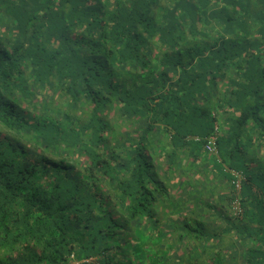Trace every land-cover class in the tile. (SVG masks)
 <instances>
[{
	"label": "trees",
	"instance_id": "obj_1",
	"mask_svg": "<svg viewBox=\"0 0 264 264\" xmlns=\"http://www.w3.org/2000/svg\"><path fill=\"white\" fill-rule=\"evenodd\" d=\"M0 264H264V0H0Z\"/></svg>",
	"mask_w": 264,
	"mask_h": 264
},
{
	"label": "crops",
	"instance_id": "obj_2",
	"mask_svg": "<svg viewBox=\"0 0 264 264\" xmlns=\"http://www.w3.org/2000/svg\"><path fill=\"white\" fill-rule=\"evenodd\" d=\"M223 192H225V190H224ZM218 195H219V194H218ZM217 204H219V207H220V208H223V207H224V205H223V203H222L221 201H218Z\"/></svg>",
	"mask_w": 264,
	"mask_h": 264
},
{
	"label": "built area",
	"instance_id": "obj_3",
	"mask_svg": "<svg viewBox=\"0 0 264 264\" xmlns=\"http://www.w3.org/2000/svg\"><path fill=\"white\" fill-rule=\"evenodd\" d=\"M208 148H209L210 150H213L212 142L209 143ZM238 186H239V185H238ZM237 209H239V207H238Z\"/></svg>",
	"mask_w": 264,
	"mask_h": 264
},
{
	"label": "rangeland",
	"instance_id": "obj_4",
	"mask_svg": "<svg viewBox=\"0 0 264 264\" xmlns=\"http://www.w3.org/2000/svg\"><path fill=\"white\" fill-rule=\"evenodd\" d=\"M232 238H230L229 240H231Z\"/></svg>",
	"mask_w": 264,
	"mask_h": 264
}]
</instances>
